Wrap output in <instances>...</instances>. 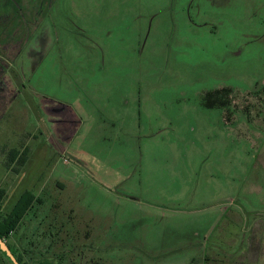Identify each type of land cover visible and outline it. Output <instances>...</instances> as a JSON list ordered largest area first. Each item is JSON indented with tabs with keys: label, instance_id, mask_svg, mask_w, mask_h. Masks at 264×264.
Wrapping results in <instances>:
<instances>
[{
	"label": "rangeland",
	"instance_id": "374dc122",
	"mask_svg": "<svg viewBox=\"0 0 264 264\" xmlns=\"http://www.w3.org/2000/svg\"><path fill=\"white\" fill-rule=\"evenodd\" d=\"M25 192L37 263L204 264L173 206L264 264V0H0V212Z\"/></svg>",
	"mask_w": 264,
	"mask_h": 264
},
{
	"label": "trees",
	"instance_id": "16d2710c",
	"mask_svg": "<svg viewBox=\"0 0 264 264\" xmlns=\"http://www.w3.org/2000/svg\"><path fill=\"white\" fill-rule=\"evenodd\" d=\"M209 104L206 103L208 108H215L217 105L224 106L225 102L218 97L217 95L211 96L209 99ZM27 160V148H24L22 151L13 150L10 154L11 164H19L23 166ZM42 202L40 198H36L30 192H25L22 194L17 201L16 205L13 207L10 213L6 214L0 212V237L7 241L9 248L14 254L15 258L20 264H43L42 262L37 263L36 258L31 257L27 249L15 251L9 243V239L16 233L22 226V222L34 208L35 203ZM20 240H18V243ZM0 253L3 258L9 263L13 264L10 258L1 251Z\"/></svg>",
	"mask_w": 264,
	"mask_h": 264
},
{
	"label": "crops",
	"instance_id": "0c3cea01",
	"mask_svg": "<svg viewBox=\"0 0 264 264\" xmlns=\"http://www.w3.org/2000/svg\"><path fill=\"white\" fill-rule=\"evenodd\" d=\"M10 34L7 35V37H9ZM22 42V41H21ZM25 42H22V45H24ZM21 45V47H22ZM22 49V48H21ZM11 50H9L8 47H6L5 52L9 53ZM15 51V50H13ZM21 52V51H19ZM221 199H225V198H221ZM227 200L223 201L226 202ZM227 203V202H226ZM234 203V201H231L230 204ZM171 205V204H170ZM157 206V205H156ZM157 207H162V206H157ZM177 207H173V206H163L164 214L158 215L157 214V218L160 219H164L166 221L170 222V226L171 227H177L176 230H182L183 232V236H187V238H183V240L181 241V245L183 246L184 249H190V248H198L200 247L203 250H206L208 246H214L215 249L212 250V253H215L218 250H221L220 248H218L220 246V244L217 242L220 241V237H224L225 231L227 230V227H219V222L217 220V222H208L206 224H204V222H200L201 224L197 225H186V228L183 227L184 223H189V219L188 217L184 214V211L181 210H177ZM226 218V220L228 222L232 221L235 222V218H236V213H228L227 215L224 216ZM184 220H186V222H183ZM230 225V224H229ZM224 226V225H223ZM219 236L217 238V241L211 243V239L214 235L218 234ZM216 243V244H215ZM178 251H181L183 249H177ZM215 255H208L206 256V258L204 259V264H209L211 262V260L213 258H215Z\"/></svg>",
	"mask_w": 264,
	"mask_h": 264
},
{
	"label": "water",
	"instance_id": "95a60500",
	"mask_svg": "<svg viewBox=\"0 0 264 264\" xmlns=\"http://www.w3.org/2000/svg\"><path fill=\"white\" fill-rule=\"evenodd\" d=\"M0 249L2 252L7 254V256L10 258L13 264H20L18 260L15 258L14 254L12 253L11 249L9 248L7 241L3 240L0 237Z\"/></svg>",
	"mask_w": 264,
	"mask_h": 264
},
{
	"label": "flooded vegetation",
	"instance_id": "af4514ba",
	"mask_svg": "<svg viewBox=\"0 0 264 264\" xmlns=\"http://www.w3.org/2000/svg\"><path fill=\"white\" fill-rule=\"evenodd\" d=\"M5 49H6V47H5Z\"/></svg>",
	"mask_w": 264,
	"mask_h": 264
}]
</instances>
